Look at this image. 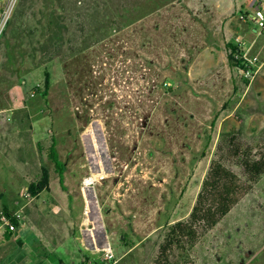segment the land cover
I'll list each match as a JSON object with an SVG mask.
<instances>
[{"label": "rangeland", "instance_id": "rangeland-1", "mask_svg": "<svg viewBox=\"0 0 264 264\" xmlns=\"http://www.w3.org/2000/svg\"><path fill=\"white\" fill-rule=\"evenodd\" d=\"M256 6L264 12V0H0V119L23 139L0 169V214L23 183L11 170L21 144L29 182L45 169L56 197L53 210L46 195L13 206L18 230L0 221V264H82L73 236L83 228L108 236L114 258L99 264H161L211 162L243 177L229 142L264 158V29L247 21ZM231 44L258 59L252 83L229 61ZM53 140L67 191L48 159ZM197 230L165 264H264V175L215 228Z\"/></svg>", "mask_w": 264, "mask_h": 264}, {"label": "trees", "instance_id": "trees-1", "mask_svg": "<svg viewBox=\"0 0 264 264\" xmlns=\"http://www.w3.org/2000/svg\"><path fill=\"white\" fill-rule=\"evenodd\" d=\"M249 18V15H247ZM249 24H254L252 20L248 19ZM230 54L229 61L243 71L246 69L243 60L235 58L234 54L241 52L237 45H229ZM51 87L50 74H45L44 81V95ZM40 91V88L36 89ZM233 139L229 142L230 149L227 152L231 157H236L243 169V177H239L234 171L225 166V164L215 159L211 162L207 177L203 183V188L197 197L196 204L192 210L189 220L186 222H177L171 226L165 243L160 248L159 263H169V257L174 247H186L187 243H194L197 240V228L202 230H212L215 228L231 210L239 204L246 196L252 192L255 184L264 175V158L256 159L245 155L238 149H231ZM57 142L53 140L49 150L48 159L54 165L56 174L58 175L59 183L63 191H67L65 186V163L60 159L59 153L56 149ZM40 148V147H39ZM41 149V148H40ZM42 150V149H41ZM50 177L48 172L44 169L41 174V179L29 184L28 191L31 198H37L40 193L49 190ZM5 216L12 228L18 230L19 218L10 210L5 208L0 214ZM11 231L8 237L13 236ZM82 264H99V258L84 254L82 257Z\"/></svg>", "mask_w": 264, "mask_h": 264}, {"label": "crops", "instance_id": "crops-1", "mask_svg": "<svg viewBox=\"0 0 264 264\" xmlns=\"http://www.w3.org/2000/svg\"><path fill=\"white\" fill-rule=\"evenodd\" d=\"M251 15L252 14H250L249 16H251ZM251 31L255 35L260 34L259 31L255 27H253ZM4 117H5V115H4ZM11 125L12 124H11L10 119H7V118L0 119V161H1L0 169L1 170L6 169L7 165L9 164L8 155L10 153L7 154L6 151H11L13 153V151H14V149H13L14 143L13 142H17L16 144H20L23 142V139L18 140V141H13V135H11L12 133H11V131H9V127H11ZM25 147H26L25 145L21 144L19 146L20 155L18 156V160L17 161L12 160L14 163L12 164L11 170L18 171L19 175L21 176V180L23 183L21 185H19L16 189L12 190V192L10 191L11 193H9L10 196L8 198L9 199L8 206H10L11 208L10 207H9L10 209L8 207L7 208H8V210H10L13 213L16 212V210L12 209V207L13 206L15 207L16 204L22 205L21 210H23L26 207L29 208L30 207L29 205H32V203L34 201H38L42 195H46L45 196L46 197L45 202H47L46 208L47 209L51 208L53 210V207H55L53 200H55L56 197L54 198V196L53 197L49 196L50 190H51L50 184H49V190L43 191L42 193H40V195L37 198H31L30 200H26V202H21V201H24V198H23L22 194L20 195V192L22 189H26V188L28 189L29 184H30V182H29L30 169L34 168V165L31 164V162H30V160H31L30 157L28 156V154L26 152L24 153ZM2 182H3V179H2V177H0V183H2ZM82 190L84 192L86 191L85 188H83ZM6 191H7L6 189L1 188L0 189V196L3 195V197H4ZM68 205H67V207H68ZM35 208L38 209L37 206H35ZM46 208H44V212H45ZM51 209H50V211H51ZM17 211H19V210H17ZM14 214H17V213H14ZM84 221L85 220H83L82 222H84ZM83 225L88 226V220H86ZM22 232H23V229H22ZM18 233H19V231H18ZM18 233L14 234L13 238H18V236H19ZM51 235L52 234H49V237ZM57 237H60L58 233H57L56 238ZM73 237H74V240L77 242V244L78 245L80 244L79 247H81L83 249V250L82 249L79 250V253L81 256H83V253H84V254H89L91 256H95L97 258H101L102 255H104L105 253H107L110 250V244L108 242V236L107 235L96 234V233L90 231L89 229L85 230L83 228L81 230V232L77 233V235L74 233ZM56 238H55V240H56ZM50 239L53 240L52 237ZM60 239H61V237H60ZM18 243H20V241ZM80 264H81V262H80Z\"/></svg>", "mask_w": 264, "mask_h": 264}, {"label": "built area", "instance_id": "built-area-1", "mask_svg": "<svg viewBox=\"0 0 264 264\" xmlns=\"http://www.w3.org/2000/svg\"><path fill=\"white\" fill-rule=\"evenodd\" d=\"M241 19L244 20L245 19L244 16H241ZM248 19L252 20L254 24H257L258 27H260V29H264V12L260 9V7L256 6V9L252 13V15L249 16ZM234 56L238 60L244 61V65L246 66V69L243 72L244 77L249 83H252L253 80L255 79V76L258 74L260 70V68L257 66L258 59L257 58H254V59L247 58L246 54H243L240 51L235 53ZM95 181L96 180L93 175H88L84 177L83 179V186L91 187L95 184ZM1 220L4 222L8 221V219L4 215L1 217ZM105 258L106 260H112L114 258V255L111 250L105 253Z\"/></svg>", "mask_w": 264, "mask_h": 264}]
</instances>
